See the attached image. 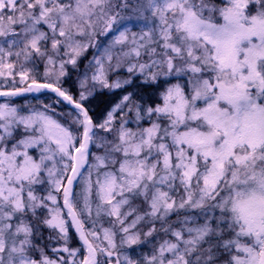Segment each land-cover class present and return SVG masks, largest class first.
<instances>
[{
    "label": "snow or ice",
    "instance_id": "1",
    "mask_svg": "<svg viewBox=\"0 0 264 264\" xmlns=\"http://www.w3.org/2000/svg\"><path fill=\"white\" fill-rule=\"evenodd\" d=\"M0 264H264V0H0Z\"/></svg>",
    "mask_w": 264,
    "mask_h": 264
},
{
    "label": "rangeland",
    "instance_id": "2",
    "mask_svg": "<svg viewBox=\"0 0 264 264\" xmlns=\"http://www.w3.org/2000/svg\"><path fill=\"white\" fill-rule=\"evenodd\" d=\"M40 71H41V72L43 71V67H42V66H41ZM75 79H76L75 73H72L71 78L67 81V83L65 84V87L70 88V89H72L73 91H75ZM113 79H115V77H113ZM128 90L131 91L132 89L129 88ZM122 94H123V93H121V92H119V90H117V92H116V96L113 97V102H115V100L119 99V96L122 95ZM30 98H31V97L29 96L28 99H30ZM98 98H99V97H98ZM98 98H97V99H98ZM106 99H107V97H104L103 100H106ZM17 102H18V103H22L23 100L20 99V98H17ZM97 102H98V101H95V102H94L93 107H95L96 110H97V113H99L100 110L103 109V107H101V108L97 107V106H96V105H97ZM61 110L67 111L68 109H67V108H64V109H61ZM72 246H74V247H75V246H78L77 243H76V237H75L74 235H73V237H72ZM148 247H150V245L146 246L143 250H144V251H147Z\"/></svg>",
    "mask_w": 264,
    "mask_h": 264
},
{
    "label": "trees",
    "instance_id": "3",
    "mask_svg": "<svg viewBox=\"0 0 264 264\" xmlns=\"http://www.w3.org/2000/svg\"><path fill=\"white\" fill-rule=\"evenodd\" d=\"M103 99H104V97H99L98 99H97V105H98V107L99 108H101V107H104V104L103 103H101V101H103ZM96 105V106H97ZM173 219H175V217H173ZM73 237V236H72Z\"/></svg>",
    "mask_w": 264,
    "mask_h": 264
}]
</instances>
